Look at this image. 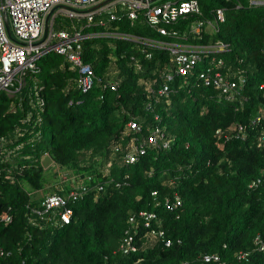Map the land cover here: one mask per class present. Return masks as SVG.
I'll use <instances>...</instances> for the list:
<instances>
[{"label":"trees","instance_id":"16d2710c","mask_svg":"<svg viewBox=\"0 0 264 264\" xmlns=\"http://www.w3.org/2000/svg\"><path fill=\"white\" fill-rule=\"evenodd\" d=\"M200 7L201 16L165 26L178 37L151 28L142 15L134 25L126 15L105 26L61 24L72 31L74 23L90 36L83 59L95 72L93 88L83 92L79 71L51 52L16 95L0 93V264H264V148L257 146L262 127L252 123L264 113V7L248 0H200ZM218 9L226 20L210 33ZM200 21V32H193ZM144 41L225 44L203 56L222 59L223 74L243 78L241 94L228 100L203 83L199 69L179 75L167 48ZM113 64L116 90L107 79ZM169 73V93L159 96ZM131 119L140 132L127 133ZM155 126L170 147H149L126 163L131 141L142 142ZM45 155L88 174L86 191L69 204V223L44 213L45 195L34 199L25 186L45 190ZM176 195L182 205L171 211L166 200ZM140 211L155 212L166 237L149 243L141 230L143 248L125 256L118 250L128 218Z\"/></svg>","mask_w":264,"mask_h":264},{"label":"built area","instance_id":"2783aa9c","mask_svg":"<svg viewBox=\"0 0 264 264\" xmlns=\"http://www.w3.org/2000/svg\"><path fill=\"white\" fill-rule=\"evenodd\" d=\"M105 1L107 0H0V93L6 92L9 96L16 95L25 86L28 74L36 71L37 62L51 52L63 55L69 61L71 69L79 71L81 74L79 87L83 92H88L93 88L96 80L95 72L92 66L85 63L83 59V42L90 36L79 30L74 23L73 32H69L65 28L56 29L55 22L58 13L65 14L72 22L86 20L88 24L95 22L101 26H105L110 21L118 20L121 15H126L131 24L134 25L142 15L145 23L151 28L165 36L177 37L180 36L177 31H169L165 26L171 25L188 15H202L200 0H173L162 3L152 0H112L105 6L90 11L91 8ZM248 1L251 7H264V0ZM60 5L70 9L55 11L50 20L47 38L41 43L45 34L46 18L53 8ZM5 16L9 21L10 31L7 30ZM225 20V10L218 9L215 13L214 22H209V24L216 30ZM203 24L202 21L194 24L192 31L199 33ZM120 36L137 40L128 35ZM144 43L167 48L179 75L191 76L199 69L198 76L203 83L207 86H213L228 100H235L241 94L244 79L234 80L229 74H223L219 69L224 65L222 59L216 57L206 59L203 56L226 50L225 44L209 45L200 52L185 49L179 42L144 41ZM148 57L151 55L148 54ZM202 64H206L207 67L200 70ZM166 79L163 87L157 92L159 96H166L169 93V82L173 80V75L171 73L166 74ZM110 86L112 90L118 88L117 83H110ZM261 87L264 89V84ZM263 121L264 113L255 117L252 122L254 125L262 127L257 141L259 148H264ZM141 129V125L135 119H131L127 125V133L140 132ZM237 131L244 134V126L239 125ZM165 136L163 130L155 126L142 142H138L136 138L133 139L125 155V162H137L149 147L168 149L171 139H167ZM84 191H86V187L69 192L67 195L47 194L42 201L44 213L53 212L60 216L64 223H69L72 216L69 204L81 197ZM153 195L156 196V193ZM181 205L182 200L178 195L173 201L166 200V206L171 211ZM5 220L9 221V218L7 217ZM127 224L118 250L125 256L136 254L143 248L139 245L141 230L145 231L143 238L147 239L149 243L164 240L166 237L163 221L155 212L140 211L131 214ZM166 245L170 246L171 241H167ZM212 259L219 260L218 257H206L205 260L209 262ZM138 263L136 262V264Z\"/></svg>","mask_w":264,"mask_h":264},{"label":"rangeland","instance_id":"374dc122","mask_svg":"<svg viewBox=\"0 0 264 264\" xmlns=\"http://www.w3.org/2000/svg\"><path fill=\"white\" fill-rule=\"evenodd\" d=\"M71 21L68 19V17L61 13H58V18L56 19L55 22V27L56 29H60L61 24H66L67 22ZM77 22V21H76ZM75 22V23H76ZM78 23V22H77ZM208 24L207 28L210 31H213L214 28ZM69 32H73L69 31ZM110 36V35H108ZM118 76V71H117V66L113 64V66L110 69V72L107 74V79L109 82H115L117 80ZM114 154L112 155V157ZM98 157H96L97 159ZM89 162V159H88ZM43 163L45 167V175L47 177V185L45 190L36 192L34 191L30 186L25 185L26 188L31 191L32 196L34 199L42 198L44 195L46 196L47 194H51L52 192H62L63 194L66 195V192H72V191H78L80 190L85 184L86 178L84 176H87V172H83L84 174L81 175L79 173H76L74 170H67L65 168L60 167L59 165L55 164L48 155H45L43 157ZM123 163V162H121ZM120 163V164H121ZM87 165V161L84 163ZM106 165L103 166V169L106 173H109L111 171V163H105Z\"/></svg>","mask_w":264,"mask_h":264},{"label":"water","instance_id":"95a60500","mask_svg":"<svg viewBox=\"0 0 264 264\" xmlns=\"http://www.w3.org/2000/svg\"><path fill=\"white\" fill-rule=\"evenodd\" d=\"M111 1H112V0H107V1H105V2H102L101 4H99V5H97V6L93 7V8H91L90 11H95V10H97V9H99V8H101V7H103V6H105L106 4L110 3ZM152 1H153V2H158V1H160V0H152ZM59 9H70V8H68V7H66V6H63V5H60V6H56L55 8H53V9L50 11V13L48 14V16H47V18H46L45 34H44V38H43V40L41 41V43H42L43 41H45V39L47 38L48 31H49V28H50V20H51L53 14L55 13V11H57V10H59ZM5 22H6L7 30L10 31V25H9V21H8V19H7V16H5ZM1 207H2V206L0 205V209H1Z\"/></svg>","mask_w":264,"mask_h":264},{"label":"crops","instance_id":"0c3cea01","mask_svg":"<svg viewBox=\"0 0 264 264\" xmlns=\"http://www.w3.org/2000/svg\"><path fill=\"white\" fill-rule=\"evenodd\" d=\"M171 1H173V0H171ZM206 29L210 33H212L214 31V30L213 31H210L208 28H206ZM179 43L183 45V48L188 49V50H193V51H200L201 52V51H204L205 48L207 47V46H197V45H192V44H186V43H181V42H179Z\"/></svg>","mask_w":264,"mask_h":264}]
</instances>
